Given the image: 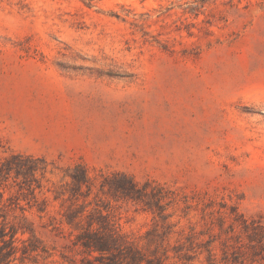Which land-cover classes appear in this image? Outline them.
<instances>
[{
	"label": "rangeland",
	"instance_id": "374dc122",
	"mask_svg": "<svg viewBox=\"0 0 264 264\" xmlns=\"http://www.w3.org/2000/svg\"><path fill=\"white\" fill-rule=\"evenodd\" d=\"M0 141L49 165L0 187V264H86L70 210L153 262L264 264V0H0Z\"/></svg>",
	"mask_w": 264,
	"mask_h": 264
},
{
	"label": "trees",
	"instance_id": "16d2710c",
	"mask_svg": "<svg viewBox=\"0 0 264 264\" xmlns=\"http://www.w3.org/2000/svg\"><path fill=\"white\" fill-rule=\"evenodd\" d=\"M3 148L4 145L0 141V151ZM48 166L43 158H35L10 151L6 157L0 158V187L13 177L14 179L21 178L22 184L27 186L28 189H32L31 182L37 183L35 175L37 173L41 176L45 175L48 172ZM71 170L81 171V174L72 173L68 175L75 187L72 195L84 196L81 193L82 187H85L89 192L92 186V180L87 175V169L82 164L76 163L71 167ZM122 177L124 179L123 183H113L112 185L102 183L100 186L103 188L108 184V187L113 189L114 194L123 200L142 201L143 196L147 193L148 183L138 187L127 176L123 175ZM39 187L40 185H38ZM33 191L34 189L32 193ZM2 197L3 195L0 194L1 199ZM83 212L82 210H70L64 215V222L70 228L77 230L78 233L75 235L73 244L81 247L83 252L89 256L86 264H164L162 257L156 255L155 262H153V260L146 259L139 250L132 248L128 236L119 230L108 214L103 215L98 210L93 213L90 212L85 215L87 219L85 226L79 225L76 221L84 215ZM15 234L14 229L11 228L9 232H5L4 226L1 227L0 262L15 253L16 247L13 246ZM7 235L10 237V242L5 240ZM23 243H28L27 246H24L25 252H38L39 247L36 246L33 240L28 239ZM5 249H7L6 252H4Z\"/></svg>",
	"mask_w": 264,
	"mask_h": 264
}]
</instances>
